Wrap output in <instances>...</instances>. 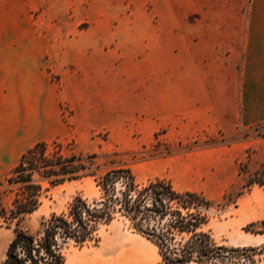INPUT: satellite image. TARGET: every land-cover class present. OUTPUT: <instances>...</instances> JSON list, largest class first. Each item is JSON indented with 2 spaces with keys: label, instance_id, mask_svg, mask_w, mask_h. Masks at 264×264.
Instances as JSON below:
<instances>
[{
  "label": "crops",
  "instance_id": "obj_1",
  "mask_svg": "<svg viewBox=\"0 0 264 264\" xmlns=\"http://www.w3.org/2000/svg\"><path fill=\"white\" fill-rule=\"evenodd\" d=\"M147 3L134 9L121 40L102 33L111 30L109 9L85 16L90 25L80 28L77 0H0V176L36 143L66 134L63 107L86 128L94 111L108 113L110 72L125 80L115 72L117 56L109 58L115 37L119 53L131 47L127 91L143 143L156 135L169 144L232 138L264 126V0ZM229 150L219 145L186 156L219 152L229 160ZM213 167L186 163L184 170L207 177Z\"/></svg>",
  "mask_w": 264,
  "mask_h": 264
},
{
  "label": "rangeland",
  "instance_id": "obj_2",
  "mask_svg": "<svg viewBox=\"0 0 264 264\" xmlns=\"http://www.w3.org/2000/svg\"><path fill=\"white\" fill-rule=\"evenodd\" d=\"M77 0L76 11L80 13V28H88L90 22L85 18H93L100 10L109 9L111 30L103 29V34L113 33L123 39L132 23L133 11L138 7L147 8V0ZM130 30V28H129ZM107 45L109 58L117 56L118 68L125 80H113L110 72L108 87L110 110L108 113L94 111L91 127L86 128L81 122L71 119V111L62 108L63 119L67 127L66 134L58 140L60 151L64 155L71 153H97L98 172L127 166L131 169L136 181L144 182L155 177H164L172 185L183 191L197 189L212 201L206 211L209 220L205 229H209L214 240L221 245L260 246L264 243V233L252 232L260 230L259 222L264 220V186L256 184L243 187L248 173H252L264 162V126L243 130L235 137L195 139L189 143L169 144L157 138L143 143L142 138L133 126L131 111V95L127 89L132 88L133 64L131 47L116 45V39ZM123 45V42L121 43ZM131 46V45H130ZM119 51H116V50ZM131 93V92H130ZM114 107L115 109H111ZM164 129L158 132L161 134ZM219 145L231 146L229 160L224 153L186 155L195 149ZM185 158H189L184 160ZM211 161L214 165L211 176L190 177L185 173L186 163H197L201 167ZM202 171V170H200ZM44 190L40 197V205L32 213L24 215L20 227L33 233L41 217L50 213L63 211L72 199L81 195L90 200L99 195L93 177L49 186L43 181ZM12 186L1 179L0 190L3 202L9 207L13 197ZM254 222L246 230L244 227ZM13 223L8 226L0 224V264L5 259L6 250L12 239ZM98 241L88 242L82 247L69 243L63 248V264H158L160 256L157 247L146 237L137 233L128 221L117 217L110 223L102 225L97 231ZM259 264H264V253L257 256Z\"/></svg>",
  "mask_w": 264,
  "mask_h": 264
},
{
  "label": "trees",
  "instance_id": "obj_3",
  "mask_svg": "<svg viewBox=\"0 0 264 264\" xmlns=\"http://www.w3.org/2000/svg\"><path fill=\"white\" fill-rule=\"evenodd\" d=\"M97 153L64 155L60 143L38 142L24 153L19 163L0 176L12 186L9 207L0 190V224L14 225L2 264H63V248L69 243L82 247L97 242L100 226L117 217L150 240L158 249V264H259L260 246L218 244L209 229L206 211L212 201L195 191L176 189L169 179L155 177L136 181L127 166L98 172ZM93 177L99 195L90 200L75 196L66 208L41 217L31 233L20 227L24 215L40 205L43 181L55 186L65 181ZM264 186V162L248 173L243 187ZM264 233V220L259 222ZM255 226L254 222L244 228Z\"/></svg>",
  "mask_w": 264,
  "mask_h": 264
}]
</instances>
